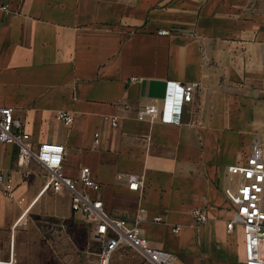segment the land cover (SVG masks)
I'll return each instance as SVG.
<instances>
[{
  "label": "crops",
  "instance_id": "crops-1",
  "mask_svg": "<svg viewBox=\"0 0 264 264\" xmlns=\"http://www.w3.org/2000/svg\"><path fill=\"white\" fill-rule=\"evenodd\" d=\"M167 81L198 85L180 122L136 119L138 109L161 104ZM0 106L13 108L33 146L62 143L63 173L76 178L89 167L106 212L138 220L181 264H244L223 190L236 183L228 166L264 139V0H0ZM106 115L121 116L119 125ZM16 157V145L0 142L3 259L43 198L36 216L55 213L52 197L70 210L66 191H42V167H20ZM129 174L142 180L139 190L129 189ZM8 178L12 196L1 193ZM196 207L208 216L200 225ZM110 264L149 263L121 248Z\"/></svg>",
  "mask_w": 264,
  "mask_h": 264
},
{
  "label": "built area",
  "instance_id": "built-area-1",
  "mask_svg": "<svg viewBox=\"0 0 264 264\" xmlns=\"http://www.w3.org/2000/svg\"><path fill=\"white\" fill-rule=\"evenodd\" d=\"M3 9L6 10L7 7ZM165 32L158 31L160 34ZM197 86L196 83L167 81L161 104L152 103L138 109L136 119H159L164 123L178 124L183 104L193 99ZM56 117L65 124L73 120L72 114L67 111H58ZM120 119L119 115L104 116V121L111 127H117ZM98 137L99 134L95 133V143L98 142ZM0 142L16 145L18 166L23 167L30 161H35L46 171L48 178L42 191L58 193L64 190L68 193L70 209L88 222L91 239L99 246L94 264H110L113 253L121 248L132 250L149 264H181L177 254L150 243L141 232L138 220L125 223L106 212L103 201L95 195L101 185L93 179L89 167H81L76 178L63 173L65 147L62 143L41 142L33 146L23 121L15 117L13 108L9 106H0ZM228 174L236 177V183L223 190L234 212L227 220L226 228L228 231L236 226L240 228L244 264H264V159L258 139L253 141L242 163L228 166ZM2 178L3 175L0 174V180ZM128 182L131 190H139L143 185L135 174L128 175ZM13 190L11 179L8 178L1 193L12 196ZM192 216L196 225L204 223L208 218L206 211L199 207L192 210ZM154 221H160V217H155ZM44 224L48 229L59 226L58 221L44 220ZM178 230L177 225L172 228L173 232ZM0 264L22 263L15 259L13 250L10 249L7 259L0 257Z\"/></svg>",
  "mask_w": 264,
  "mask_h": 264
},
{
  "label": "rangeland",
  "instance_id": "rangeland-1",
  "mask_svg": "<svg viewBox=\"0 0 264 264\" xmlns=\"http://www.w3.org/2000/svg\"><path fill=\"white\" fill-rule=\"evenodd\" d=\"M257 138L264 159V139L261 136ZM44 200L46 198L28 214L26 218L28 227H16L14 255L21 259L22 264H94L99 246L91 239V227L88 222L73 213L70 207L67 212V200L62 197L50 199V206L55 213L47 212L36 216ZM44 220L58 221L59 226L48 229ZM35 221L39 227H34ZM4 248L8 253V242L4 244Z\"/></svg>",
  "mask_w": 264,
  "mask_h": 264
}]
</instances>
